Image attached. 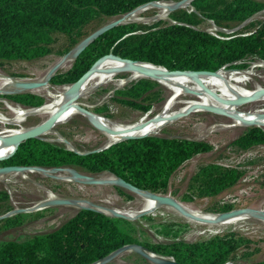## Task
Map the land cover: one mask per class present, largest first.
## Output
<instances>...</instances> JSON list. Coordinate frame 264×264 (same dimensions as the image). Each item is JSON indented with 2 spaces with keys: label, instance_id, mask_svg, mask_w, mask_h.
Returning <instances> with one entry per match:
<instances>
[{
  "label": "trees",
  "instance_id": "obj_1",
  "mask_svg": "<svg viewBox=\"0 0 264 264\" xmlns=\"http://www.w3.org/2000/svg\"><path fill=\"white\" fill-rule=\"evenodd\" d=\"M151 1L177 0H0V63L43 57L50 52L53 33L80 35L81 29L98 16L125 14ZM190 5L196 12L178 9L169 13L171 21L141 32L132 23L107 30L78 54L69 69L51 76L50 81L72 84L109 54L133 62H148L166 71H195L200 77L212 76L200 72L216 74L224 67H241L249 55L264 61V19L251 22L250 31L219 32V36L196 27L200 17L217 26L235 27L263 9V3L191 0ZM159 86L150 78L139 79L118 90V100L148 114L151 102L146 105L142 102ZM5 97L24 106L43 103L41 97L31 93ZM233 144L243 149L264 144V128L247 127ZM211 149L210 144L201 140L149 134L123 139L100 150L77 153L59 142L30 138L1 160L0 166L71 167L93 176L108 172L139 190L160 193L168 188L172 174L185 161ZM239 177L240 171L235 168L209 163L191 176L190 187L200 195H214L232 186ZM231 209L225 205L220 211ZM123 221L126 220L81 208L52 231L24 240L0 242V264H92L126 244H139L180 264H225L236 247L230 236L197 242L139 241L122 226ZM255 264H264V260Z\"/></svg>",
  "mask_w": 264,
  "mask_h": 264
},
{
  "label": "rangeland",
  "instance_id": "obj_2",
  "mask_svg": "<svg viewBox=\"0 0 264 264\" xmlns=\"http://www.w3.org/2000/svg\"><path fill=\"white\" fill-rule=\"evenodd\" d=\"M179 1L182 0L173 2ZM258 1L264 4V0ZM137 8L131 12L137 10ZM188 8L180 9L190 10V7ZM158 11L159 9L154 6H147L144 10L137 12L134 19L122 22L124 24H135L138 32H141L158 23L171 21L169 14L167 17H161ZM131 12L110 17L98 16L81 29L80 35L55 32L52 34L53 41L47 55L27 61L2 62L0 63V74L13 81H41L47 76L50 68L54 67L55 62L67 58L76 44L84 37L103 25ZM200 18L201 20L196 27L217 36H219V32L229 34L239 31L247 32L253 28L250 25L251 22L264 19V8L254 14L252 20L235 30H230V32L222 30L229 31L234 27L217 26L209 19ZM68 60L71 61L69 65L64 68L57 67L53 75L69 69L73 59ZM259 62L264 64V61L259 57L249 55L242 61L243 66L224 68L243 72L250 70L254 75L246 87L248 89L254 85L264 87V67L259 66ZM127 75V72H120L112 80L98 83L90 92L79 99L80 103L90 114L97 115L115 128L127 129L131 126L144 124L160 112L161 106L174 93L172 94L173 91L167 86L148 76L121 82L127 78ZM50 78L46 85V90L49 93L53 94L58 90H69L66 87L68 84H53ZM143 78H150L160 85L142 102L144 105L151 102V112L146 116H144L145 111L132 108L119 101L120 96L117 94L118 90L125 89L133 82ZM40 88L5 94L0 93V113L7 118L12 117L3 100L14 106L31 107L11 101L5 95L31 93L41 97L42 104H44L47 102L48 96L42 92L44 88L42 86ZM5 90L12 91L10 88H5ZM185 91L187 90L180 88V92L174 94L172 109L176 111L170 112L166 120L164 119L160 123L156 134L201 140L210 144L212 149L205 153L196 154L185 161L172 174L168 188L158 194L168 195L181 204L182 207H189L193 211L206 216L217 217L216 214L221 213L220 209L225 205H230L231 210L246 209L264 214V144H257L247 149L233 144V140L247 127L251 125L264 127L255 124L239 126L233 117L224 113L221 114L216 110L203 109L204 111L189 113L183 112L184 110L177 111L188 101L194 99ZM144 97L145 95L141 99ZM258 105L264 107V103L251 105L247 102L243 105V109L251 110ZM176 113L179 115H175ZM45 119L46 117L43 116H29L22 122L20 127L14 124L0 123V133L8 128L22 131L25 127L35 125ZM63 124L50 129L42 138L62 143L66 147L73 148L81 153L103 148L112 142L110 137L106 135L104 128H97L88 117L81 114L73 115ZM209 163H215L225 168H235L240 171V177L232 186L222 189L217 194L200 195L196 189L190 187V179L200 166ZM64 168L88 174L78 168ZM106 173L110 174L102 172L92 176L101 180L100 176ZM61 174H64V177H61ZM68 178H70V175L62 171H55L50 175L40 173L22 174L19 172L2 174L0 176V242L24 240L54 230L81 209L70 204L75 201H85L111 210H127L138 213L143 210L145 200L136 192L114 184H87ZM48 193H51L55 199H67L70 203L39 206L40 203L47 200ZM190 215L191 218H186L173 210L172 206L163 204L133 218H119L126 220L122 222V226L139 241L152 243H167L176 240L197 242L206 241L214 236H230L234 238L236 247L225 264H255L264 260V220L249 216L235 224L219 225L218 223L201 221L200 218ZM105 264L159 263L151 261L132 250H125Z\"/></svg>",
  "mask_w": 264,
  "mask_h": 264
},
{
  "label": "bare ground",
  "instance_id": "obj_3",
  "mask_svg": "<svg viewBox=\"0 0 264 264\" xmlns=\"http://www.w3.org/2000/svg\"><path fill=\"white\" fill-rule=\"evenodd\" d=\"M190 2V0H182L179 2H152L151 4H147L137 8V10L131 12L130 14H127L124 17L119 18V20L123 22L132 20L135 18L137 12L144 10L147 6H154L158 8L159 16L167 17L169 13L176 9L191 7ZM252 19L253 16L247 22ZM68 59H72V54H70L67 58H62L57 63L55 62L54 66L56 68L67 67L71 62ZM259 63V66L264 67V64L262 62ZM120 72L128 73L127 78L121 82L133 80L142 76H148L156 80L160 84H163L164 86L170 88L173 91L172 94L179 93L180 88H184L185 90H187L185 92L189 96H192V98L194 99H190L191 101H188L183 107L177 109V111L184 110L183 112L189 113L194 111H204L203 109L216 110L218 112H221V114L224 113L230 117H233L237 121L236 124L239 126L255 124L264 127L263 105H258L251 110L243 109V105L247 102H249L251 105L264 103V87H261L259 85H254L250 89L246 87L247 83L251 81V77L254 75V73L250 70H246L243 72L236 70H226L223 68L216 74L200 72L212 75L209 77H200L197 76V72L177 71L170 73L162 67H155L148 63L145 64L141 62H133L121 59L111 54L98 60L90 68L87 76L84 78L83 82L79 86L72 87L68 85L66 87L69 90H58L56 92H53V94L49 93V91L46 90V77L41 81H36L37 84H40L38 86L34 84L20 85V83L26 81L16 82V80L13 81L12 79L4 77L2 74H0V91L2 92L6 91L5 88H10L12 90H21L23 88L41 89L40 87L42 86V88H44V91L42 92H44V95L48 96L47 102L37 108H22L19 106H14L6 100H3L6 107L10 110V114H12V117L7 118L0 113V123L8 125L14 124L20 127L22 126V122L29 116H43L49 118L54 114H59L57 120L53 124H51L46 131L41 134V137H43L48 133L50 129H53L56 126L67 122L73 115L81 114L83 116L88 117V119L93 122L97 128H104L106 135H108L112 141H116L121 138H126L130 136L157 133L160 123L164 121V119L166 120V117L169 115L170 112L176 111L172 109V99L174 94L161 106L160 112L156 114L153 118H151L149 121L139 126H131L127 129L113 127L110 123H106L97 115L90 114L89 111H87L84 106L80 103L79 99L84 97L88 92H90V90L95 87L98 83L110 81L117 73ZM146 115L148 114H145L144 116ZM175 115L179 114L176 113ZM19 132L21 131L11 130V128H8L4 132L0 133V157H5L14 149L15 143L14 141H12L11 137ZM52 172L55 171L38 168H27L19 173H40L42 175H50V173ZM62 172L68 173L70 175V178L72 179V173L70 170L65 169ZM2 174L3 173H0V176ZM61 177H64V174H61ZM100 178L101 180H99L103 184L117 183L115 177L107 173L103 174V176H100ZM136 193L145 200V204L143 206L142 211L152 210L158 206L163 205L159 201L153 199L149 193ZM54 200V196L51 193H48L47 200L40 203L39 206L50 205ZM70 204L72 206H75V208H81L87 206L89 203L85 201H75L71 202ZM179 205L180 208L178 209L174 207L172 208L184 217L191 218L190 214H192L195 217H198V219L200 218L201 221L218 223L219 225L235 224L250 216L248 214H238L230 218L220 220L218 218V214H216L217 217L206 216L193 211L189 207H182L181 204ZM97 206L102 208L106 213L110 214L109 211L111 209L100 205ZM115 210L131 218L139 214L138 212H132L127 210ZM260 219L264 220V217ZM147 254L149 256V260L151 261L160 259V256H157L155 254H151L149 252Z\"/></svg>",
  "mask_w": 264,
  "mask_h": 264
},
{
  "label": "water",
  "instance_id": "obj_4",
  "mask_svg": "<svg viewBox=\"0 0 264 264\" xmlns=\"http://www.w3.org/2000/svg\"><path fill=\"white\" fill-rule=\"evenodd\" d=\"M152 2H156V1H151V2H148V3H152ZM148 3H146V4H148ZM146 4H143V5H140V6H144ZM140 6H138V7H140ZM190 10L196 12L195 9H193V7H190ZM251 17H249L248 19L243 21L241 24H239L236 27H234L232 29H229V30H235L238 27L244 25ZM120 24H123V22L121 20H119V19L115 20V21H112L110 23H107V24L103 25L102 27L96 29L95 31H93L92 33H90L89 35L84 37L80 42H78L76 44V46L70 52L72 54L73 61L78 56V54L84 48H86L93 40H95L98 36H100L101 34L106 32L107 30H109V29H111V28H113V27H115L117 25H120ZM225 32H230V31H225ZM114 56H116V55H114ZM119 58H121V57H119ZM125 60H128V59H125ZM129 61H131V60H129ZM135 62H141V61H135ZM146 63H148V62H146ZM159 67H161V66H159ZM55 70H56L55 66L52 67L49 70V72H48V74L46 76V81H48V79L54 74ZM89 70L86 71L77 81H75L74 83L70 84L69 86H72V87L79 86L83 82L84 78L87 76ZM168 72L171 73V72H176V71H168ZM179 72H186V71H179ZM193 72H195V71H193ZM205 72H207V71H205ZM21 84H23V85L24 84L25 85L34 84L36 86L40 85V84H37L35 81H26V82L20 83V85ZM26 90H31V89L23 88L21 90H12V91H3V92L0 91V93H4L5 94V93H11V92H21V91H26ZM37 107H39V106L28 107V108H37ZM58 116H59V114H54V115L50 116L49 118H46L45 120L36 123L35 125H31V126L25 127L21 132H19V133L15 134L14 136H12L11 139L15 143L14 149L9 154H7L5 157H0V161L5 159V158H7V157H9V156H11L14 153L15 149L17 148V146L21 142H23L24 140L30 139V138L44 139V138L41 137V134L44 131H46L49 128V126L51 124H53L57 120ZM154 134H156V133H154ZM145 135H149V134H142V135H137V136H130V137H126V138H121L119 140L112 141V142L108 143L103 148H107L111 144H113L115 142H118L120 140H123V139L141 137V136H145ZM103 148H99L97 150H100V149H103ZM70 149L75 151V152H77L73 148H70ZM77 153H79V152H77ZM27 168H38V169L46 170L45 168H41V167H25V166H19V165H9V166H0V173L4 174V173H12V172H22L23 170H25ZM65 169L66 168H64V167H54V168H50L49 170H51V171H63ZM68 170L71 171L72 180H74V181H78V182H81V183H87V184H100V183H102L99 179L93 178L92 175H88V174H85V173H80V172L75 171L74 169H70V168ZM115 179H116L117 183L114 184V185L123 187V188L128 189V190L133 191V192L149 193L153 199L159 201L161 204L169 205V206H172V207L177 208V209L180 208L179 203L176 200H174L172 197L168 196V195H160L158 193H153V192H149V191H142V190L137 189L136 187H134L130 183L125 182L124 180H122L120 178L115 177ZM66 203H70V201L67 200V199H55L52 202V204H66ZM81 208H90V209L96 210L98 212H101V213H104L106 215L113 216V217L131 218V217L125 216L124 214L120 213L119 211H116L115 209L110 210L109 211L110 214L106 213L102 208H100V207H98L97 205H94V204H88L87 206L81 207ZM147 211H149V210H147ZM147 211H141V212H139L138 215H140L143 212H147ZM238 214H248L250 216L259 217V218L264 217V214L263 213L261 214V212H253V211L246 210V209H235V210H229V211H226V212L219 213L218 214V218L221 220V219L230 218V217H232L234 215H238ZM125 250H132V251H134V252H136V253L140 254L141 256H143L145 258H148V259H149V256L147 254L148 252L151 253V254H154L153 252L147 251L144 247H142L139 244H126V245H123L122 247L114 250L113 252H111L110 254H108L107 256L102 258L101 260H99V261H97L95 263H92V264H105L108 261H110L114 256H116L117 254H119L120 252L125 251ZM154 262H157L159 264H180V263L175 262L170 257H162V256H160V259H157Z\"/></svg>",
  "mask_w": 264,
  "mask_h": 264
},
{
  "label": "built area",
  "instance_id": "obj_5",
  "mask_svg": "<svg viewBox=\"0 0 264 264\" xmlns=\"http://www.w3.org/2000/svg\"><path fill=\"white\" fill-rule=\"evenodd\" d=\"M214 35V34H213ZM215 36H217V35H215Z\"/></svg>",
  "mask_w": 264,
  "mask_h": 264
}]
</instances>
